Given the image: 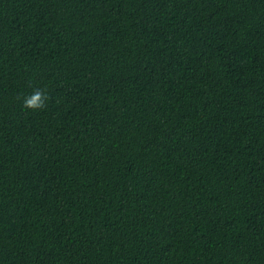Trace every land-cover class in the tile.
I'll return each mask as SVG.
<instances>
[{
    "label": "trees",
    "instance_id": "obj_1",
    "mask_svg": "<svg viewBox=\"0 0 264 264\" xmlns=\"http://www.w3.org/2000/svg\"><path fill=\"white\" fill-rule=\"evenodd\" d=\"M0 264H264V0H0Z\"/></svg>",
    "mask_w": 264,
    "mask_h": 264
},
{
    "label": "clouds",
    "instance_id": "obj_2",
    "mask_svg": "<svg viewBox=\"0 0 264 264\" xmlns=\"http://www.w3.org/2000/svg\"><path fill=\"white\" fill-rule=\"evenodd\" d=\"M49 99L50 97L46 87L36 88L30 95L24 97L23 108L31 112L44 110Z\"/></svg>",
    "mask_w": 264,
    "mask_h": 264
}]
</instances>
